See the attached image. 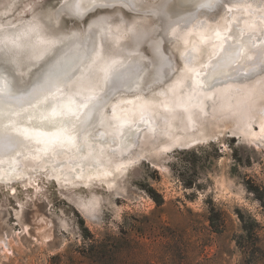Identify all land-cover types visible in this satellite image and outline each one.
I'll return each mask as SVG.
<instances>
[{
    "label": "rangeland",
    "instance_id": "rangeland-1",
    "mask_svg": "<svg viewBox=\"0 0 264 264\" xmlns=\"http://www.w3.org/2000/svg\"><path fill=\"white\" fill-rule=\"evenodd\" d=\"M63 1L0 0V32L21 23L27 26L34 18L46 23L53 17V27L83 34L96 16L111 14L117 22L120 13L124 25L140 17L156 24L154 34L160 28L158 15L118 5L98 8L83 18L56 19ZM209 13L215 25L225 22L224 13ZM124 38L145 62L150 59L143 40L133 44V35ZM168 38L173 42L165 47L173 67L165 69L164 80L146 71L140 88L115 94L100 110L99 118L104 119L99 128L113 125L109 103L119 96L138 92L136 100L149 101L159 99L165 89L172 98L182 91L168 89L185 64L183 44ZM36 71L29 63L13 68V76L27 87ZM256 76H261L262 87ZM255 77V87L232 88V100L237 98L236 106H245V112L232 107L212 111L208 104L188 130L176 121L171 134L142 133L125 152L118 151L130 161L105 177L87 184H59L47 169L28 168L14 182H0V264H240L241 215L245 222L256 219L264 238V131L259 124L264 113L256 111L264 102V73ZM95 85L96 93L105 88ZM258 87L260 95L249 97ZM152 107L158 108L155 103ZM158 109L177 117L183 113L178 107ZM156 124L164 125L160 116ZM195 134L203 135L194 140ZM174 136L178 145L161 147Z\"/></svg>",
    "mask_w": 264,
    "mask_h": 264
},
{
    "label": "snow or ice",
    "instance_id": "snow-or-ice-1",
    "mask_svg": "<svg viewBox=\"0 0 264 264\" xmlns=\"http://www.w3.org/2000/svg\"><path fill=\"white\" fill-rule=\"evenodd\" d=\"M258 3L264 9V0H258ZM110 6H114L113 0H65L56 9L55 18H78ZM142 6L137 0L120 3V7L132 11ZM152 7L155 9L153 14L160 18L159 30L150 35L138 33L132 38L133 44L143 40L150 49L147 62L143 58L114 52L107 43L106 23L98 25L95 31L77 34L64 33L53 27V17L46 23L34 18L22 33H4L0 39V157L18 156V149L28 145L38 146L36 158H51L65 151L83 152L86 134L94 126L100 110L115 94L125 89L132 92L146 71L160 77L165 74V69L173 67V58L167 55L165 47L173 42L168 33L182 22L187 27L198 13H224L228 21L223 32L215 31L218 47L213 46L211 58L204 66L207 70L201 87L210 90L216 83L248 80L264 73V39L260 43L255 42L257 37L253 33L257 24L244 20L241 12L250 7L247 0H160ZM259 21L264 23V15L259 17ZM241 24L250 29L247 34ZM98 33L101 34L103 48L97 45ZM101 57H106L100 68L105 85L103 93L97 94L90 87L88 95H67L65 86L81 66L95 65ZM22 58H28L32 66L37 67L27 87L20 86L10 67ZM193 59V52L184 54L186 64L191 65ZM200 75L196 73L198 78ZM187 86L192 87V82H187ZM116 127L122 128L123 124ZM127 138L126 133H121V139ZM3 162L0 159V164Z\"/></svg>",
    "mask_w": 264,
    "mask_h": 264
},
{
    "label": "bare ground",
    "instance_id": "bare-ground-1",
    "mask_svg": "<svg viewBox=\"0 0 264 264\" xmlns=\"http://www.w3.org/2000/svg\"><path fill=\"white\" fill-rule=\"evenodd\" d=\"M122 2L123 0H119V2L113 0L114 6H120ZM63 3H65V0ZM137 3L143 5L137 8L136 11L138 13L155 12V9L152 8V6H155L154 2L137 0ZM247 4L250 7L246 11L241 10L243 19L256 22L257 27L253 34L257 37L255 42L260 43L261 39H264V32L261 31V29H264V23L259 21V17L264 15V9L260 8L258 0H247ZM181 14L187 15L186 13ZM154 15L156 16V14ZM111 17V14H100L96 16L90 23L88 31H95L98 25L106 23L108 29L107 43L114 52L118 51L125 56H131L133 58H142V55L140 53L136 54L137 50L131 48L124 37L126 34L133 36L138 33L145 35L154 34L156 24L151 25L146 19L135 17L134 22H128L124 25L127 21L122 17L121 13L118 15L117 22H113ZM212 17L209 12L198 13L187 27L182 22L180 25L174 26L169 32L170 35L168 37L176 38L183 44V52L181 54L183 60L185 53L189 51L194 53L192 64L188 65L184 60L185 64L183 69L174 75L173 83H170L168 86L169 90H174L175 87H178L179 90L182 88V91L180 90L175 98H172V94L166 91V89L159 92V99L149 101L136 100V96H139L138 92L135 95L127 94L125 96H119L116 100L109 103V107L113 111V115L109 116L113 119V125L109 126V128H99L100 120L104 119V115L99 118L98 114L94 126L89 129L88 134L84 138L83 152L65 151L51 158H44L42 156L36 158L35 149L38 147L37 145L21 147L18 149L20 152L18 156L13 154L11 157H0L4 161L0 164V182L12 183L20 176L27 174L28 168L32 170L45 168L47 169V174L55 177L59 184H73L78 181L87 184L91 179L105 177L113 170H120L123 165L127 164L130 160L120 158L118 151L122 149V152H125L131 147L135 138L142 133L149 135L156 132L159 134H171L176 127V121H179L181 124L179 128L188 130L194 127L198 118H201L202 114L207 111L208 104H210L209 109L212 111L232 107L233 109L245 112L247 110L245 106L241 104L240 106H236V103L239 102L237 98L234 97V100H232L234 96L232 88L245 90L250 86L255 87L257 83L252 81L255 76L248 80H227L226 82L216 83L210 90L200 86V83L203 81V75L207 70L204 66L211 58V53L214 50L213 46L216 45L218 47V41H216L214 35L215 31L221 30L223 32L228 22L225 14H223L225 22L216 25L214 24L216 23V18ZM25 27L21 23L19 27L12 26L7 28L0 32V39L3 38L4 33L8 35L20 34L24 31ZM241 27L245 29L246 34L250 31L244 24H241ZM97 45L101 48L104 47L100 33L97 34ZM203 53L206 56L202 58ZM104 59L106 57H101L95 65H82L76 76L65 86L66 94L79 97L88 95V89L90 87L95 91V84H101L105 87L103 73L100 71ZM29 63L31 62L28 58H22L19 63L13 64L10 67L12 69L17 68V66L23 68ZM21 64L25 65L20 66ZM197 72L201 74L199 78L196 76ZM160 77V80H164V75ZM255 79L256 82H261L262 87L263 82L261 76H256ZM187 82H192L193 86L188 87ZM133 88H140V84L134 85ZM103 91L97 94H102ZM126 91L128 90L126 89ZM260 93L261 89L258 87L254 95L249 97L258 96ZM153 103L157 104L158 108L165 110L167 108H171L172 110L175 107L182 108L183 113L180 117L178 116L180 120L177 119V116L170 115L169 113L171 111L169 113H163L158 108L152 107ZM256 111L264 113V102L256 106ZM158 116L164 121V125L156 124ZM244 123L249 124L250 120L246 119ZM121 124H123L122 128L116 127ZM259 124L260 130L264 131V117L260 119ZM159 128H161L160 132H158ZM121 133H126L128 138L121 139ZM202 135L195 134L192 136V139L197 140ZM93 137L95 138L93 139ZM179 141V138L174 136L171 141L163 143L161 147L170 149L178 145ZM107 148L109 149L108 152L106 150ZM107 183H110V181H107Z\"/></svg>",
    "mask_w": 264,
    "mask_h": 264
},
{
    "label": "trees",
    "instance_id": "trees-1",
    "mask_svg": "<svg viewBox=\"0 0 264 264\" xmlns=\"http://www.w3.org/2000/svg\"><path fill=\"white\" fill-rule=\"evenodd\" d=\"M244 233L240 236L238 246L241 249L243 258L240 264H264V238L260 233V224L256 219L243 221Z\"/></svg>",
    "mask_w": 264,
    "mask_h": 264
}]
</instances>
